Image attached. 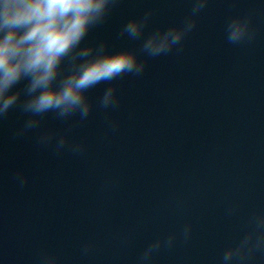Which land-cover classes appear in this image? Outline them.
<instances>
[{"label":"clouds","instance_id":"obj_1","mask_svg":"<svg viewBox=\"0 0 264 264\" xmlns=\"http://www.w3.org/2000/svg\"><path fill=\"white\" fill-rule=\"evenodd\" d=\"M121 2L0 0V122L13 111L19 113L23 122L14 139L37 131L38 148H50L55 156H84L87 145L72 138L73 130L97 108L106 113L108 132L115 133L119 124L110 113L116 112L121 102L115 82L126 76H143L149 59L182 54L186 37L196 29L198 17L210 0H191L190 11L181 22L166 28L146 31L153 9L128 19L117 38L139 41L138 48L114 50L106 40L89 42V33L105 25ZM224 31L231 45L250 44L257 37L251 13L230 17ZM99 85L107 86L93 101L89 92ZM49 114L68 126L62 131L41 130ZM12 179L20 188L28 183L22 170ZM225 212L234 215L237 206L230 205ZM192 235L193 225L188 222L179 232L153 239L136 264H153L155 254L178 243L188 244ZM93 247L91 240L85 241L81 254L88 255ZM257 253H264V211L249 216L242 234L223 250L220 264H249ZM37 264H60V258L42 251Z\"/></svg>","mask_w":264,"mask_h":264}]
</instances>
